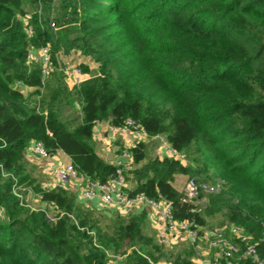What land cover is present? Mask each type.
<instances>
[{"label":"trees","instance_id":"obj_1","mask_svg":"<svg viewBox=\"0 0 264 264\" xmlns=\"http://www.w3.org/2000/svg\"><path fill=\"white\" fill-rule=\"evenodd\" d=\"M42 46L54 67L44 82L38 64H26ZM75 52L95 68L79 65L90 78L70 89L61 57ZM128 118L187 161L147 159L136 144L132 193L163 196L177 221L240 226L264 261V0H0V264H107L109 254L196 264L193 247L158 244L145 212L106 220L66 190L40 189L31 141L106 182L115 168L95 151V123ZM176 175L217 192L184 202ZM12 177L55 206L53 219L20 205Z\"/></svg>","mask_w":264,"mask_h":264},{"label":"built area","instance_id":"obj_2","mask_svg":"<svg viewBox=\"0 0 264 264\" xmlns=\"http://www.w3.org/2000/svg\"><path fill=\"white\" fill-rule=\"evenodd\" d=\"M21 20L27 35L30 36L32 34L31 16L26 15ZM50 26L56 29L54 23H51ZM34 63H37L40 67L42 82H44L54 70L48 46L29 50L26 64L31 66ZM62 72L70 89L87 79V75H83L78 66L68 63H64ZM13 87L23 95L32 91L31 87L21 81H16ZM74 107L78 110V103H75ZM94 127L106 128L105 138L108 142L103 149H115L117 138L123 136L132 137V145L123 150L111 163L115 168L114 174L106 182H100L81 175L70 162L56 164L55 166L53 161L56 158V154L48 152L41 142L31 141L26 148L27 156L40 160L42 173L51 176L50 179L41 183V191L53 189L67 191L73 184L78 183L79 199L100 212H108L115 208L126 216L138 213L136 212L138 209L148 208L153 214L157 227L156 239L158 244L172 246L185 240L199 253V256L201 254L202 258L200 261L202 264H244L243 261H248L249 264H264V261L257 253L255 244L250 242V237L245 234L240 226L224 224L202 227L194 221H177L172 213L170 202L163 196L158 195L156 198H148L142 193H132L129 190L126 177L133 166V157L130 149L136 144L160 140L161 148L164 152L163 157L186 163L187 161L182 152L172 148L160 135L149 137L142 126L131 118L126 119L119 126L112 125L109 122H96ZM2 175L3 177L9 176L3 172ZM12 179L14 182L13 194L19 200L20 205H24L31 210H52V214H47V218L53 219V216L57 214L53 204L44 203L39 192H35L30 187L19 185L15 178L12 177ZM214 192H217L216 187L207 184H197L193 179H189L183 192V201L187 203L194 202L199 193L207 195ZM34 202L38 203V209L34 207ZM3 218L4 211L0 208V219ZM114 258L117 263L122 260L121 257ZM116 261L115 263L107 262V264H117ZM150 264L157 263L150 262Z\"/></svg>","mask_w":264,"mask_h":264},{"label":"crops","instance_id":"obj_3","mask_svg":"<svg viewBox=\"0 0 264 264\" xmlns=\"http://www.w3.org/2000/svg\"><path fill=\"white\" fill-rule=\"evenodd\" d=\"M105 130L106 128L105 127H94V130H93V140L95 142V151L96 153L101 157L103 158L106 162H108L109 164H111L114 159L123 151L125 150L126 148L130 147L132 145V137L130 136H123V137H120V138H117L116 142H115V149H103L108 140H106L105 138ZM149 142L151 141H148V142H144V144H148ZM155 150V156L152 157V158H148V149L146 150V154H147V159H154V158H162L163 155H164V152L162 150V148H159V149H154ZM32 162H34L35 164L37 165H40L41 166V162L40 160L38 159H35V158H30ZM70 160L67 156H65L63 153L61 152H57L56 153V158L55 160L53 161V164L56 166V164H66V163H69ZM41 175L43 176V182L46 181L47 179H50L51 176H48L47 174H44L42 173V171H40ZM126 181H127V184H128V188L129 190H133V184L127 180V177H126ZM185 176L183 175H176L175 176V179H174V182H173V186L176 190H178L179 192L183 193L184 190H185V185H186V182H185ZM68 192L72 193L75 197V201L77 204H79L80 206H82L83 208L89 210V211H94V212H100L96 209H94L90 204L88 203H84L82 202L79 197H78V193H79V184L78 183H75L73 184L69 190H67ZM33 204H38L36 202H34ZM136 212L138 213H143L145 212L146 213V216H147V221L150 225V227L152 228V230L155 232V235L157 237V230H156V224H155V220L153 218V214L152 212L148 209V208H141V209H138ZM108 213H114V215L116 214H120L122 215V212L120 210H117L115 208L111 209L108 211ZM137 213V214H138ZM196 252V251H195ZM124 260H121L120 263H123ZM194 262L196 264H202L200 260H195L194 259Z\"/></svg>","mask_w":264,"mask_h":264},{"label":"rangeland","instance_id":"obj_4","mask_svg":"<svg viewBox=\"0 0 264 264\" xmlns=\"http://www.w3.org/2000/svg\"><path fill=\"white\" fill-rule=\"evenodd\" d=\"M61 60L63 61V63H68V64L73 65V66H78L79 67V65H88L92 70L95 68V65L93 64V62L90 59H88L86 57H83L80 53H77V52L70 53V54L67 53L65 55H62ZM82 74L85 75V76L87 75L86 78H90L89 74H85V73H82ZM161 147H162V145H161L160 140H152L151 142H149L146 145V149H148V158L154 157L155 156V150L154 149H159ZM33 167H36V170H35L36 173L40 174V171H41L40 165L33 164ZM185 180H186L185 182L187 184L189 178L185 177ZM204 201L205 200H202L201 202H204ZM33 205H34V207H36L38 209V207H39L38 204H33ZM45 212L47 214L51 215L53 211L52 210L50 211V210L47 209ZM99 213L102 214L103 217L106 220H110L111 218L114 217V213H108V212H99ZM122 216H124V215H122ZM215 224L216 223H212V225H215ZM181 245H184V246H187V247H191L189 245V243L187 241H185V240L184 241H180V242H178V243H176V244H174L172 246H169V245H165V246L169 247V248H172V247H178V246H181ZM109 255L112 256V257L108 256V259H107L108 263L109 262L110 263H115L116 259L114 257H116V258H120L121 257L122 260H124L123 263H117V261H116V263L117 264H126L125 263V256L123 257V256H114V255H111V254H109ZM201 258H202L201 254L199 256V253L195 252L194 259L197 261V260H200ZM162 263L170 264L169 262H165V261H160L157 264H162Z\"/></svg>","mask_w":264,"mask_h":264}]
</instances>
